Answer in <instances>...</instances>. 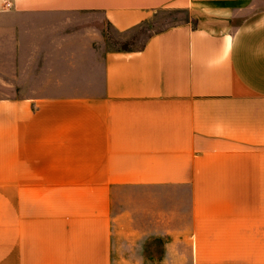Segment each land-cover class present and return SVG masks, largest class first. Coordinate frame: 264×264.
<instances>
[{
    "label": "crops",
    "instance_id": "1",
    "mask_svg": "<svg viewBox=\"0 0 264 264\" xmlns=\"http://www.w3.org/2000/svg\"><path fill=\"white\" fill-rule=\"evenodd\" d=\"M166 9L188 20L85 58L11 18ZM0 264H264V0H0Z\"/></svg>",
    "mask_w": 264,
    "mask_h": 264
},
{
    "label": "rangeland",
    "instance_id": "2",
    "mask_svg": "<svg viewBox=\"0 0 264 264\" xmlns=\"http://www.w3.org/2000/svg\"><path fill=\"white\" fill-rule=\"evenodd\" d=\"M11 5L9 1L5 2L4 9L10 10ZM11 18L14 23H18L19 20H22L28 24L27 26V33L29 36H32L30 40H38L41 39V36L48 35L49 50L53 47V42L58 40L60 36L66 34H75L77 37L82 36V42H80V50L77 51L76 56L77 58H85L91 52L87 53L83 52L86 46L89 44L92 46L90 48L91 51L93 50V57L97 51V56H99V52L103 51L105 46L108 50H115L121 49L123 46H127L131 49L141 46L147 37L152 35L155 32H158L162 29L167 27L176 25L180 22L186 21L188 19L184 10L178 9H166V10H159L155 12L153 16L147 20V22L129 33L126 34H119L117 33L111 26H104L103 22H101V18L94 17V16H87L86 14H79V13H72V14H62V13H49V14H38V13H28V14H15L12 13ZM49 25L43 27L42 25ZM54 25V26H52ZM20 29L18 27L13 26V34H19ZM91 36V42L89 43V37ZM33 47H35L36 43H30ZM30 49H34V48ZM96 49V50H95ZM29 54H32L30 52ZM32 58L29 59L30 63H34L36 60L34 59V55H30ZM87 62L85 61H77V69H76V82H83L87 81L86 78H90L91 82L99 81L100 76L102 73L100 72L99 65L98 67L95 66L93 63L92 67H84L87 66ZM34 69V67H33ZM32 68L30 73H32ZM35 72V71H34ZM30 76L31 78H34ZM128 194L130 192H124L121 196L125 195V199L128 201ZM119 205H122L120 203ZM157 248L159 245L156 246Z\"/></svg>",
    "mask_w": 264,
    "mask_h": 264
},
{
    "label": "trees",
    "instance_id": "3",
    "mask_svg": "<svg viewBox=\"0 0 264 264\" xmlns=\"http://www.w3.org/2000/svg\"><path fill=\"white\" fill-rule=\"evenodd\" d=\"M185 13H186V15H187V17H189V15H188V12L187 11H184ZM188 20V19H187ZM122 50H129V49H131V48H129V47H125V46H123L122 48H121Z\"/></svg>",
    "mask_w": 264,
    "mask_h": 264
}]
</instances>
